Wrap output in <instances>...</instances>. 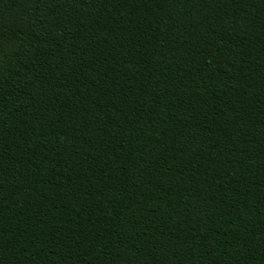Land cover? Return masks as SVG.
I'll return each mask as SVG.
<instances>
[{"label":"trees","instance_id":"obj_1","mask_svg":"<svg viewBox=\"0 0 264 264\" xmlns=\"http://www.w3.org/2000/svg\"><path fill=\"white\" fill-rule=\"evenodd\" d=\"M0 264H264V0H0Z\"/></svg>","mask_w":264,"mask_h":264}]
</instances>
